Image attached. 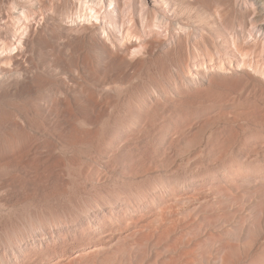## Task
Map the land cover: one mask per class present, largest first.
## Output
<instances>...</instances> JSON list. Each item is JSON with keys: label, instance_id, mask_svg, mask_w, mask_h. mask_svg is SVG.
Masks as SVG:
<instances>
[{"label": "rangeland", "instance_id": "1", "mask_svg": "<svg viewBox=\"0 0 264 264\" xmlns=\"http://www.w3.org/2000/svg\"><path fill=\"white\" fill-rule=\"evenodd\" d=\"M139 1L0 0V264H264V2Z\"/></svg>", "mask_w": 264, "mask_h": 264}, {"label": "bare ground", "instance_id": "2", "mask_svg": "<svg viewBox=\"0 0 264 264\" xmlns=\"http://www.w3.org/2000/svg\"><path fill=\"white\" fill-rule=\"evenodd\" d=\"M140 1H141L142 4H144V5H147V3H148L147 0H140ZM140 1H139V2H140ZM159 1H161L162 4H164V3L167 2L166 0H159ZM170 1H171V0H170ZM172 1H173V0H172ZM174 1H175V0H174ZM177 1H178V0H177ZM252 1H254L256 4H259V3H261V2H264V0H252ZM154 2H155V1H154ZM178 2H179V1H178ZM182 2H184V0H181V1H180V3H182ZM185 2H187V1H185ZM185 2H184V5L186 4ZM205 2H206V1H205ZM158 4H160V3H158ZM167 4H168V3H167ZM167 4H166V5H167ZM149 5H150V4H149ZM152 5H153V4H152ZM156 5H157V4H156ZM187 5H188V4H187ZM187 5H186V7L189 6V5H188V6H187ZM150 6H151V5H150ZM153 6H155V4H154ZM159 6H160V5H159ZM145 7H146V6H145ZM147 7H148V6H147ZM157 7H158V6H157ZM162 7H163V6H162ZM143 9H145V8H143ZM158 9H159V7H158ZM207 9H208V7H207ZM154 10H155V9H153V12H154ZM156 12H157V11H156ZM156 12H155V13H156ZM155 13H154V14H155ZM216 13H217V12H216ZM216 13H214V14H216ZM218 13H219V12H218ZM157 14H158V13H156V16H157ZM219 14H220V16L222 17V14H221V13H219ZM216 16H217V15H216ZM216 16H215V17H216ZM213 18H214V17H213ZM216 18H218V17H216ZM156 19L158 20V17H156ZM156 26H157V25H156ZM178 27H179V26H178ZM186 29H187V28H186ZM9 71H10V70H9ZM9 71H8L7 69H5V68L2 69V71L0 72V73H1V76H0V83H3V82L6 83V80H8L7 78H8L9 75H10V72H9ZM11 74H12V73H11ZM15 75H16V74H15ZM11 76H12V75H11ZM10 78H11V77H10ZM13 78H15V77H13ZM13 78H11V79H13ZM9 80H10V79H9ZM73 81H74V80H73ZM9 82H10V81H9ZM5 86H6V85H5ZM8 87H9V86H8ZM10 87H11V86H10ZM10 87H9V88H10ZM14 88H15V87H14ZM84 97H85V96H84ZM0 98H1V97H0ZM21 123H22V122H21ZM25 126H26V125H25ZM24 132H25V131H24ZM21 134H23V133H21ZM24 134H25V136H27L26 133H24ZM24 134H23V135H24ZM23 135H22V136H23ZM18 137H19V136H18ZM18 137H17V138H18ZM20 138H21V137H19V140H20ZM21 142H23V141H21Z\"/></svg>", "mask_w": 264, "mask_h": 264}]
</instances>
